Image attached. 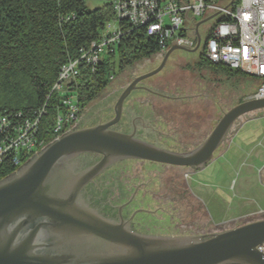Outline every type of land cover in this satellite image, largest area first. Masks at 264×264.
<instances>
[{
    "label": "rangeland",
    "instance_id": "rangeland-1",
    "mask_svg": "<svg viewBox=\"0 0 264 264\" xmlns=\"http://www.w3.org/2000/svg\"><path fill=\"white\" fill-rule=\"evenodd\" d=\"M86 3L95 9L106 2ZM214 23L212 18L201 29ZM115 25L111 22L108 29ZM192 50L175 49L164 68L141 83L155 92L135 90L124 107V121L130 122L139 137L182 152L203 143L223 114L253 98L259 87L248 74L229 79L200 67V49ZM118 59L117 54L111 82L84 110L77 126L93 124L105 109L113 111L125 87L163 60L154 54L119 71ZM106 176L110 197L118 203L139 187L137 198L152 210L138 215L145 224L144 233L207 235L264 219V109L240 117L203 169L124 159L112 165Z\"/></svg>",
    "mask_w": 264,
    "mask_h": 264
},
{
    "label": "water",
    "instance_id": "water-1",
    "mask_svg": "<svg viewBox=\"0 0 264 264\" xmlns=\"http://www.w3.org/2000/svg\"><path fill=\"white\" fill-rule=\"evenodd\" d=\"M175 49L188 48L174 43L158 68L136 76L119 95L111 120L65 133L0 180V264H264L257 249L264 243V219L207 235L140 234L80 200L85 184L120 160L203 169L240 117L264 109V98L238 103L203 143L187 152L114 129L132 92H155L141 83L160 72ZM82 153L102 159L73 176L68 161Z\"/></svg>",
    "mask_w": 264,
    "mask_h": 264
},
{
    "label": "built area",
    "instance_id": "built-area-1",
    "mask_svg": "<svg viewBox=\"0 0 264 264\" xmlns=\"http://www.w3.org/2000/svg\"><path fill=\"white\" fill-rule=\"evenodd\" d=\"M105 2L114 11L115 27L108 29L109 23L99 39L81 47L76 58L61 66L46 104L32 114L22 111L0 114V163L18 168L48 144L77 128L81 116L77 80L82 69L86 67L95 73L107 56L117 55L123 37L136 30L157 40L155 55L162 59L176 43L200 49L199 56L204 60L240 69L259 82L253 98H264V0ZM207 18H215V23L201 29L198 20ZM52 94L58 100V110L53 121L55 138L47 143L41 136L42 119ZM257 249L264 254V243Z\"/></svg>",
    "mask_w": 264,
    "mask_h": 264
},
{
    "label": "trees",
    "instance_id": "trees-1",
    "mask_svg": "<svg viewBox=\"0 0 264 264\" xmlns=\"http://www.w3.org/2000/svg\"><path fill=\"white\" fill-rule=\"evenodd\" d=\"M114 19V11L107 3L89 9L86 0H0V114H32L41 109L61 66L76 58L81 47L99 39ZM157 51L155 38L142 30L128 33L118 47V69L132 67ZM115 57L107 56L95 73L82 69L77 80L81 115L111 82ZM198 65L229 79L247 76L240 69L201 57ZM57 110L58 100L52 94L42 119L41 136L47 143L55 138L53 121ZM18 168L0 163V180Z\"/></svg>",
    "mask_w": 264,
    "mask_h": 264
},
{
    "label": "flooded vegetation",
    "instance_id": "flooded-vegetation-1",
    "mask_svg": "<svg viewBox=\"0 0 264 264\" xmlns=\"http://www.w3.org/2000/svg\"><path fill=\"white\" fill-rule=\"evenodd\" d=\"M125 116L126 112L124 111L121 121L116 124L113 128L127 133L135 131L136 136L139 137V133L136 129L133 128V126H131L130 122L128 123V121H124ZM113 117L114 107L113 111L111 110L110 112L109 110L105 109V112L101 113V115H98L97 119L95 120V122H93V124H87L83 127H90L100 123H104L106 121L111 120ZM80 127L81 126L79 125L77 126V128ZM101 159V155L91 153H82L71 158L68 161V165L71 170V175H81L82 173L96 165ZM109 168L98 173L85 184V186L80 192V200L89 208L93 209L95 212L101 214L105 218H108L115 222H128L127 226L131 230L140 234H148L141 231L143 230V225L145 224L144 222L138 220V215L147 214L152 210L144 208L141 205L142 203L137 198L139 187L136 186L131 195L128 198L125 197L123 201L118 203L116 200H113L110 197L111 191H109L108 186H106V181H109V177L106 176Z\"/></svg>",
    "mask_w": 264,
    "mask_h": 264
},
{
    "label": "crops",
    "instance_id": "crops-1",
    "mask_svg": "<svg viewBox=\"0 0 264 264\" xmlns=\"http://www.w3.org/2000/svg\"><path fill=\"white\" fill-rule=\"evenodd\" d=\"M201 21V20H200ZM199 20H198V23L200 22Z\"/></svg>",
    "mask_w": 264,
    "mask_h": 264
}]
</instances>
